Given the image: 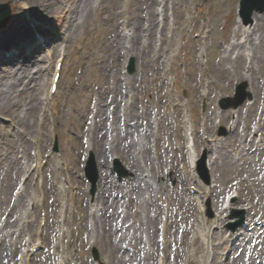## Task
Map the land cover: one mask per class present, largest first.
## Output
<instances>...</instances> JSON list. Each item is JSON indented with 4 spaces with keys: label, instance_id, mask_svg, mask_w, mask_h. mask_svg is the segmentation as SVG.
<instances>
[{
    "label": "bare ground",
    "instance_id": "bare-ground-1",
    "mask_svg": "<svg viewBox=\"0 0 264 264\" xmlns=\"http://www.w3.org/2000/svg\"><path fill=\"white\" fill-rule=\"evenodd\" d=\"M28 1L31 5H24V8H26L27 12H34L32 13L31 18H35V20L39 22L34 26L36 29H40L39 26H43L45 24V19H48L49 21L52 19L54 21L59 13L63 12V10L65 13H68V16L66 15V17L69 27L66 30V36H68L67 38L70 40L75 39L74 35L80 26L86 27V25H88L89 31L92 32V30L98 26L97 20L101 18L103 21V24H101V37H105L102 40H105L106 49L108 48L111 50L116 47L119 52L117 40H120L121 43V41H123L122 39H125L123 35H121V32L119 34L118 27L115 29L117 24L122 23V30L123 32L126 31V34L124 33L126 37L130 36L128 33L133 31L134 38L137 33V40L135 42L131 40L133 46L130 49H127V52L128 54L134 56L136 54L143 56L142 51H144L147 59H149L150 65L147 61L150 69L148 74L150 75V78H152V82H158L156 94H154L153 99L155 100L154 103L156 104L155 107L157 111H160V114L163 115L161 117V129L163 130L162 132L167 135V139L164 140L165 142L161 140V149L156 154L158 163L153 164L151 160H148L143 166L135 159V156L130 153L129 149L131 148V145L128 144L129 131L126 127H120L119 130H117V127L112 129L109 125L111 121L118 125L117 118H113L112 116L110 117L108 112L103 108H99L97 112H95V109L93 108L90 110V106L88 104L74 106L77 109L70 108L72 112L77 111L76 115L70 116L69 119L71 124L77 126L79 130H77L78 132L76 135L73 133L70 134L69 138H71L73 142H71L72 145L68 147V152L65 151L68 155H70L69 157L72 160V163L67 162L68 165L67 163H63L62 165L63 167L67 165L68 177H65V175L59 171L60 164L57 160L47 156L39 157L40 153H46L44 148H40V152L38 151L37 156L39 157L40 163L43 161L46 163L42 174V178L45 182L44 192L46 190L48 196L47 210H43V213L45 214L44 217L46 218V224L42 233L38 235V241L41 242V246H43L44 250L32 257L27 254L25 256L26 259L28 260L29 258L30 264H58L60 259L59 257L61 255L63 260L60 264H91V261L87 256V252L92 247L97 246L103 257L107 260V264H155L156 259L159 256H161L167 264H200L198 259H206L207 255L203 254V252L201 253L203 249L195 248V243H193L194 241H189L188 239V237L197 238L195 235L190 236V234L192 235L193 233L192 230L195 229V224L192 222V219L196 218L197 215H195L196 210L194 207V199L187 194V188L185 187H187V185H191V187L198 186L200 187L198 189L203 194H207L208 191L206 188L199 186L198 181L188 171V164L186 161V152L188 149L185 147V142L183 143V137L186 125L185 118L190 117L188 114H192L197 110L200 101L204 99L210 101L212 99V85H209L206 93H202L201 90L205 86V81L204 78H202L199 86V80L203 75V71L200 67L193 66L192 69L187 72V79L184 81L185 86H189L193 97L195 98V101L194 99L188 100V102L191 101V105L189 104V106L182 104L183 99H181L178 93V83H180V80L183 77L182 74L177 76V83L174 85V88L177 91L176 94H173L170 91L167 92L165 86L163 87L159 83L161 80V74H159V72L164 64L163 61L168 62V57L170 56L167 48L168 20L165 16H163V18H166V22L163 23L165 25L164 28L162 27L163 30L161 31L163 38L161 40L160 50L157 51L159 60H154L156 53V34L159 33L160 24L162 25V20L157 23L159 18L155 21V15L158 16V13L160 12L157 9L158 5L161 6L164 4V12L165 9L166 11L170 8L175 9L178 20L180 16L184 15V21L186 15L192 12H188V0H161L160 2L158 0H72L68 7L61 0ZM121 1L124 2V7L120 5ZM153 4L157 5L156 9H153ZM127 5L129 6V9ZM184 7L187 9L186 12L183 10ZM117 13L129 14L130 16L127 20L126 18L121 19L118 16H115ZM263 19L264 15L261 19L255 18V24L250 27L245 26L246 28H242L239 24L233 25V27H236L237 33L239 34L237 36L234 35L233 38H244L243 42H236L233 44L234 50L236 49L238 51V47L246 45L252 36L260 32L259 29H261L264 25ZM31 21L32 20H30V22ZM110 21H112L111 24ZM180 21L178 22V27L181 25V22H183ZM174 25H176L175 21ZM252 27L253 32L249 33L248 30H251ZM206 29H210L209 35H212L214 28H211V21H208V24L205 23L198 26L195 38L198 40H207L206 36H204V31ZM184 34L186 36L187 32ZM30 35V27L24 25L23 27H18V29L11 32L7 41L12 43L17 40L23 41L29 38ZM263 38L264 36H261L259 39V48L257 50L255 60L257 62V66L261 67L263 70L262 72L264 73ZM38 40L41 41L42 39ZM107 41L109 42L107 43ZM63 43H65V39H63ZM61 45H63L62 42L60 45H52L51 51H48L47 55H38L35 60H37L38 64H40V56H42V58L44 56L50 58L49 54L53 55L54 51H59V47ZM246 47H243V50ZM16 50L21 51L22 49H13L14 52ZM242 53L245 52L243 51ZM244 55L245 56H238L234 61L237 66L234 72L241 77L243 76L241 73L242 70H246L247 68L249 71L252 70V65L255 63L254 61V63L251 62V67L245 65V61L250 60L251 54L245 53ZM18 57L20 56H17V58ZM190 58L195 60V52L190 53ZM16 60L18 59H15V61ZM196 61L199 62V59H196ZM223 61L224 59L221 58V61L218 62L217 71H219L218 73H220L221 77L231 81L233 73L230 70H232V68H225L223 66ZM227 62L232 61L227 59ZM186 67L190 68L191 65H187ZM52 71L51 63V65L47 68L40 67V69H38L35 73L28 62L22 65H17L16 70L13 69L10 73L5 74V72H3V76L1 75L2 73H0V115L7 117L10 120L11 126L15 127V125H17V128H26L30 126L35 127L38 124L35 119L41 121V126L43 122L41 117L44 118V116L41 113L42 108L40 109V112L37 110L39 98L37 95L42 89L41 83L44 82L43 79L45 77L49 78ZM105 72V75L108 77L109 70L106 69ZM167 72H169L168 69ZM53 78H49V92H51ZM244 78L245 77H243V79ZM262 79L264 80V76H262ZM245 80L249 81L250 78L246 77ZM251 84H255L257 91L259 92L264 89L260 80H255L254 82L251 81ZM259 98L260 97L255 92L253 95L252 106L247 108V105H243L236 112L231 110L221 112L220 114L211 112L210 117L208 118V131L212 132L214 130L215 119H219L222 124L230 125L231 134L233 133L232 136L234 135L235 137L230 139L228 146L231 148L236 147L239 140L238 142L235 140H237L241 135L255 134L256 130L254 128H250V124L258 123V118H261L260 114L256 111V109L259 108L256 99ZM47 99L49 100V96H47ZM24 107L26 110L22 111V108ZM143 109V112L141 110L136 111V113L132 116V121L137 124V129L145 131L144 121L148 117V111H146L144 107ZM253 111H255L256 117L254 115L251 116ZM235 114L238 115L237 121H234ZM95 115H97V118H95ZM246 115L247 118L245 120V125L247 129H243L240 125L244 121V117ZM93 116L95 120L94 124L91 125L90 118ZM191 118L193 121V131L198 136V134H201L199 118H196V116H192ZM0 129V138L6 137L3 140L8 142L3 144L0 142V176H4L1 179V195L4 199L2 201L5 213L8 216L13 214L12 216L14 217L13 209H8L5 205H7L8 201H12L10 197L11 193H15V183L18 182L21 175L24 174L22 158L24 155L29 156V151L26 145H23L21 148L14 146V138H16L15 136L21 132L18 134L15 133V136H10V133H7L6 135L3 134L4 130L2 127ZM41 130L45 133V129L43 127ZM232 136H230V138ZM3 145L7 146V151H5V153H3V151L6 147L4 148ZM223 150L224 149H221L220 153L217 152V154L220 155ZM86 151L92 152L91 154L94 155L101 169V177L98 184L96 199V202L100 206V216H96V221L94 222L93 227L87 224L85 214V210L87 211L86 198L88 196L89 189L88 182L79 176V169L81 168L82 163V161H80V157ZM170 152L171 155L169 156ZM115 155L120 157L130 174L133 173L134 188L131 189L134 190L135 194L140 192L141 186H143L144 180L140 179V174L143 175L142 179L145 174H148L147 176L150 179L156 181L157 188H149L152 205L149 208L150 212L147 217L148 220L146 230L144 229V226L142 227L144 229L143 232H147V242L150 246L148 251L149 253H147V251H143L142 245L144 240L136 235L137 231H135V234L132 236V227H127L128 222L125 219H121L122 212L120 208L123 203L122 200L130 197V191H125V189H123V185H115V181H113L112 177L107 173V171H105L110 168L111 157ZM27 158H30V156ZM252 158V163H256L258 165L262 164V167H264V162L260 153L254 152ZM55 161L56 164L53 163ZM211 166L214 169L213 172L215 174L216 182H222L229 184L230 186H224L225 189H219V191L217 190L212 193L214 205L217 209H220L219 204L225 193L230 188H233V184H230V182L227 181V171L233 166H236V164H233L231 159L226 163L216 160L211 164ZM144 172L146 173L144 174ZM167 174L172 176L171 179H177L176 187H172V191L175 192V197L172 198L173 203L171 202V199L165 197V195L169 192L167 184L165 185L163 183ZM244 174H246L250 179L244 181L242 184L245 188L246 195H244L245 198L239 200V203L247 202V204L250 205V208L247 210V214L250 218H252L250 226L255 227L256 233L254 234L258 235L259 233L257 229L259 222L257 218H264V206L262 205L264 201L260 199L257 200L252 191L253 178H258L256 177V174H254V171L251 169L245 170L242 173L243 178L246 177ZM27 180L29 185L27 189L29 190L33 186V176H27L25 181ZM72 180H76L80 183L82 181V185L84 184L85 186L83 187V193L81 196H78L76 193L73 194V206L68 207L65 213V224H69L73 228L69 230H62V227H59V214L61 212V205L59 203L61 202V196L58 192L57 182H67V185L69 186ZM255 182L258 183L259 180L256 179ZM125 184L129 186L130 181H125ZM156 190H158V194L156 193ZM259 201L262 203L259 204ZM163 203H168V207L166 209L164 208ZM58 204L59 210L57 208ZM130 206L131 209L134 207L132 201L130 202ZM163 214L167 215V219L161 237L159 236L157 220ZM189 221L191 222L190 224ZM36 229L35 222L30 221L25 227H23V233L32 238L33 235L37 236L35 233ZM119 233L122 234L120 237ZM206 236L208 237V235ZM159 238H162L163 241L161 242ZM263 238L264 237L261 235V239ZM32 241L35 242V239H32ZM226 241L229 240L226 239ZM238 242H240V239H238L237 243ZM259 242H261V240ZM262 244V250L255 252L254 254H250L249 257H247L248 251L245 248L241 249L239 256H236L235 253H231V258L228 263L263 264L264 242ZM37 245L38 244L33 245V247H36ZM218 245H216V247H218ZM224 245H226L225 242L220 243L221 248L224 247ZM236 245L237 244H233V247ZM128 246H131L133 250L130 254H126ZM23 247H25V245H23L22 240L15 244L8 241L0 243V264H13L14 261L15 264H23L24 262L29 264L23 257H20V259L18 257V252L22 250ZM217 259L218 258H216L215 262L213 261L212 264H219ZM101 264L105 263L101 261Z\"/></svg>",
    "mask_w": 264,
    "mask_h": 264
},
{
    "label": "rangeland",
    "instance_id": "rangeland-1",
    "mask_svg": "<svg viewBox=\"0 0 264 264\" xmlns=\"http://www.w3.org/2000/svg\"><path fill=\"white\" fill-rule=\"evenodd\" d=\"M64 2V4L68 7L72 0H61ZM239 1L240 0H188V12H191L190 14L186 15L184 21L183 16L179 17V20L177 18V12L175 9L170 8L168 12V21L171 24L169 26V30L167 32V36H169L168 41V53L170 56L168 57V62L163 61L162 69H160L159 74H161V80L160 84L164 87V78L167 76L165 73L166 67H172L174 70V75L177 79L178 75L182 74V70L184 69V66L186 67L189 63L194 64V60L190 58V53L192 51L195 52V65H199L196 61L197 58H199V54H201V45L200 42H198L197 39L195 41L193 40V36L196 35V30L198 26L201 24H208V21H213L214 25V32L212 35H210L208 42L209 45V52H210V73H208V79L212 82V99L211 101V111L207 115L208 118L210 117V113L214 112L215 114H218L222 111H235L234 108H231V105L229 108L222 106V101H227L229 99H233L236 94V86L239 84H242L244 82H247L249 84L248 87L246 86V91L248 93H252V96L254 95V92H257V95L260 97L259 108H255L256 111L260 114L261 118H258L259 122L250 124V128H254L257 130V132H260V134L256 135V138L258 139V136L264 137V89L262 91H257V88L254 84H251L250 81L244 80L249 72H251L249 75L253 82L255 80H260V83L264 87V80L262 79V76H264V73L262 72V68L257 66V62L252 57H255V44H254V38L256 42V38L260 39L261 36H264V25L262 26L260 32L258 34L256 33L254 36L250 38L248 43L246 45L238 47V51L233 47V44L236 42H240L243 39L233 38V36L239 35L237 33L236 27H233L234 24H239L242 26V28H245L244 25L241 22V19L239 17L238 8H239ZM0 3H9L10 7L12 8V17L7 25L6 29L0 30V50L6 51L8 48L16 47V48H22V52H20V58H18L17 62H13V66H7L2 60H0V67L3 69H6L7 72H11L17 65H22L29 62L30 67L33 69V71L36 73V71L39 69L36 68L38 66L37 61L35 58L38 57L39 54L45 55L46 50L51 51L52 45H60L61 40H63V36L68 29L67 24V17L68 13H65L64 10L62 13H59L57 18L53 21H49L48 19H45V24L43 26H39L40 29L34 30L32 32L29 38L23 40V41H15L10 42L7 46L5 45V38L12 32V30H16V26H22L28 23L29 14L32 16L33 11L27 12L26 8H24V5L30 6L28 0H0ZM124 7V2L121 1V4ZM97 6V5H96ZM128 9L129 6L127 5ZM172 7V2H171ZM157 5L153 4V9H156ZM127 10V8H126ZM125 10V11H126ZM184 12L187 11V9L183 8ZM61 11V10H60ZM124 11V13H125ZM120 14L117 13L115 16H118L121 19L126 20L129 18V14ZM263 16H257L258 19H261ZM163 18V16H162ZM160 18V20L162 19ZM35 20V18H33ZM70 19V18H69ZM102 19V18H101ZM99 19L98 26L92 30V32L89 31L88 25L86 27H79L78 31L75 33L73 40L65 39V43L62 42L63 45L59 47V51L61 49L62 56L65 55L66 57V65L64 67V73H63V79L61 83L60 91L57 95L53 96L51 100H49L47 106L45 107V116L43 119V122L40 126L41 121L36 120L38 123L37 126H30L26 128H16L13 129L10 128L11 124L7 117L0 118L2 122H0V128H3V134L6 135L7 133H10V136H15V133H19L16 138H14V146L17 148H21L23 145H26L30 158H27L29 156H23L22 162L24 171L27 173L29 172L32 174L36 173V163L33 162L32 153H38L40 148H44L46 150L45 154H41V157L49 156V158H53L54 160H57V162L60 164V172H64L62 169L63 163H72L70 155L67 154L68 147L72 145L71 142L72 139L69 138L70 134H77L78 127L71 124L69 117L76 115L77 111L72 112L70 108H75L76 105H84L88 104L91 108H98V104H102V108H104L105 111H108V114L111 115V109H114L115 112L118 113L117 118L119 119L118 127L125 126L126 129L129 131L128 133V144L131 145L130 153L135 156V159L139 161L140 164L143 166L148 160H151L153 164L158 163L154 159V151H155V142L157 141V137L160 138V140L164 141L167 139V135L163 132L160 134H156L157 130L153 128L156 127V104L154 103L155 100L153 99L154 94H156V89L158 82L153 81L152 78H150V75L148 72H150L149 69V59H147L145 52L142 51L143 56L140 54L131 55L128 54L127 48H131L133 40L132 38H128L124 35L123 32V26L122 23L117 24L115 29L118 27L119 34L121 32V35L125 39H122L123 41L117 40L118 46H119V52L116 47L110 49H106L105 46V37H101V24H103V21ZM183 22H181V21ZM264 20V19H263ZM155 21H157V16L155 15ZM174 21L176 25H174ZM181 22V25L178 27V22ZM35 23H38L37 21ZM112 21H110V24ZM158 23V21H157ZM20 24V25H19ZM41 24V23H40ZM43 24V23H42ZM33 25V23H32ZM30 24V26H32ZM35 25V24H34ZM165 25V24H164ZM164 25L163 28H164ZM161 26V25H160ZM159 29V33L156 34V42H155V56L154 60L158 61V52L160 50L161 46V40L163 38V34H161V31L163 28ZM250 26V25H248ZM166 28V27H165ZM209 29H206L207 31ZM185 32H187V35L185 36ZM235 32V34H234ZM250 33L253 32V30H249ZM85 34V35H84ZM36 35L43 36L44 42L37 44L35 47L34 45L30 44L32 42H35ZM257 35V36H256ZM117 36V35H114ZM188 36V37H187ZM136 37V38H135ZM134 42L138 38V34L136 33ZM62 38V39H61ZM59 39V41H58ZM146 40V37H145ZM37 41V40H36ZM264 41V38H263ZM47 42V43H45ZM53 42H57L54 43ZM109 41H107L108 43ZM200 45V47H199ZM247 46V47H246ZM125 47V48H124ZM243 47H246L243 50ZM166 48V49H167ZM250 53L252 55V59L250 62H253L254 65L252 70L249 71L247 68L246 70H242L243 76H238L234 72V70L237 68L234 61L238 56H245V53ZM54 55L48 59L46 56H44V60H42L41 65L42 67H45L48 64V61L53 59V65H55V61L58 58V51H54ZM115 55V56H114ZM41 57V56H40ZM135 59V72L133 74L128 73V67L131 59ZM221 58L224 59L223 66L225 68H232L230 70L233 73V76L230 80H227L223 77H221L218 69V62L221 61ZM12 59H17V56H14ZM227 59H230L232 62H227ZM28 60V61H27ZM148 61V64H147ZM170 63V64H169ZM245 65L251 67V64L248 63V61H245ZM109 70V76L105 75V71ZM188 71L192 69V67L188 68L186 67ZM251 69V68H250ZM162 70V72H161ZM52 77V76H51ZM205 77L204 74L200 77L199 80V86L202 81V78ZM243 77H245L243 79ZM191 78V77H190ZM45 82H42V89L38 93V107L37 110L40 112L41 109V100L45 98V95L48 94L49 89V80L47 78L44 79ZM191 82V80H190ZM45 86V87H44ZM178 87L180 90V97L183 99L184 102L187 101V97L190 95L193 96L192 91L190 90L189 86H185L184 80L181 78L180 83H178ZM131 94H135L137 100H127L128 96H131ZM145 94V95H143ZM262 98V99H261ZM209 102L207 101H201L197 107V110L194 111L192 114H188L190 118L192 116H196V118H199V124H200V132L203 133L202 128V122H203V114L207 110V106L209 105ZM249 104V101H246V105ZM105 105V106H104ZM191 105V104H190ZM189 105V106H190ZM227 106V103H225ZM242 105V106H243ZM240 106V107H242ZM114 107V108H113ZM143 107L146 111H148V118L145 119V121L148 122L147 131L148 133H145L144 131L137 129V127H134L135 123L132 122L131 115H134L136 111L141 110L143 112ZM238 107V108H240ZM95 109V111H96ZM26 108H22V111H25ZM89 110V111H90ZM255 116V111L251 114V116ZM22 116V115H21ZM163 116V115H162ZM120 117L123 118V120H120ZM130 117V118H129ZM128 120L129 122L124 125V121ZM192 120V118H191ZM246 120V116L245 119ZM93 118L90 119V122L92 123ZM153 124V126H152ZM193 124V121H192ZM110 125V124H109ZM112 126V124H111ZM152 126V130H151ZM45 129V133L42 132L41 128ZM191 127V123H190ZM151 130V131H150ZM230 126L227 124H221L219 120L215 119V128L212 132L208 131V126L206 127V133L207 134H198V137L196 134L191 137L194 139V137L197 139V142L199 143V146H196V148L193 149L194 153L196 154V160H195V169L194 173L197 179L199 180L200 185L205 186L207 190L211 189V186H214L213 184L215 179L213 177L214 170L211 169L212 161H216V151L215 144L219 143L221 139H225L229 133ZM1 132V129H0ZM192 134L191 130L189 133L187 132L186 135ZM260 136V137H261ZM261 137V138H262ZM3 138H0L1 144L8 143L7 141H4ZM263 139V138H262ZM191 141L192 145L194 146V141L190 138L186 139L185 143L188 146V142ZM165 142V141H164ZM184 143V140H183ZM254 147V143L249 144V148ZM1 146V145H0ZM4 149L3 153L7 151V146L3 145ZM262 146V145H261ZM226 155H230L232 153V157L237 159L239 156L236 153L235 147H227L226 149ZM67 151V152H65ZM40 152V151H39ZM230 152V153H229ZM92 152L84 153L80 157L81 168L79 169V176L85 181H88L86 179V172L85 165L87 164L91 157L94 158L95 167H96V174L94 173V176L98 174V181L101 175L100 168H98V162L91 154ZM206 154V166L207 171L210 177L209 182L204 179H202L201 175L199 174V167L198 163L202 159L203 155ZM263 154V153H262ZM171 155V152H170ZM187 157L188 154L186 153ZM223 155H225L223 151ZM224 160H229L228 157H226ZM252 157V156H251ZM250 157V158H251ZM110 168L106 169L108 174L112 176L114 180H116L117 175V168L123 170L126 174L125 176L131 174L129 173V170L125 167V165L122 163V161L117 156H112ZM252 160H250L249 163H251ZM193 162V161H192ZM56 164V161L53 162ZM244 165L247 164V162H242ZM68 164V163H67ZM242 164H239V166H233L227 171L226 178L227 181L230 182V184H233V188H230L222 198L220 202V209H217L214 205L213 198H209L207 196L206 198H202V207L204 208L202 211V216L206 222L209 224H213L214 228L212 230H208L207 227H200L193 229L192 235H195V232H198L199 234H211V232H214L217 228L222 230V233L224 231L229 233L230 230L227 229V226L229 223H231L230 216L233 212H239L244 213L245 220L248 219L247 217V209L250 208V205L245 203H239L238 195L240 194L241 199L245 198V188L242 186L244 181L249 180L250 178L244 174V177L242 176V173L245 171V168L247 170L254 171V174H256V177L253 178L252 183V191L254 195L256 196L257 200L264 201V167L262 165L258 164H251L249 167L241 166ZM153 166V165H152ZM256 166V167H254ZM243 170V172H241ZM85 172V173H84ZM146 172H144L145 174ZM148 174H145L144 178L141 180L143 181V186H141V191L137 194H133L134 197V204L133 208L129 209V207L125 206L123 208V218H126L127 221H129V224L132 226L135 225V221L140 222V218L147 226V214L150 212V207L152 203L151 199V193L149 188H157L156 181L153 179H150ZM21 175V177H23ZM4 176H0V192H1V186L2 182L1 179ZM65 177L67 175L65 174ZM132 175V179H133ZM78 178V179H81ZM172 176L167 174L166 178H164L163 183L169 188V192L165 195L166 198L171 199L175 197V192L172 191V187H176L177 185V179H171ZM256 179L259 180V182H255ZM20 180V179H19ZM38 180L37 174L35 175V179L33 182L32 188L29 190L28 184L22 185V183L19 185V182L17 183V188L15 190V193L17 191V196L15 197V193H11V199L12 201H8L7 205H5L8 209H13L14 217L12 215L7 216L4 212V204L3 198L0 196V236L3 240H6L10 243H18L20 240L28 241L29 237L28 235H25L23 233V227H25L30 221H34L35 225L37 227L38 224H40V215L41 211L39 208H37L39 204L40 197L43 198L44 195L38 193ZM40 186H42L44 183L43 181H39ZM89 183V182H88ZM75 184L79 187V193L77 195L81 196L83 193V187L81 183L72 180L71 185ZM90 184V187L88 189V196L86 198L87 202L88 199H92V190L93 187ZM88 184V186H89ZM16 185V184H15ZM57 185L63 188V192L60 193L61 196V203L63 205V213L64 210H67V206L70 203V200L72 199L71 192V185L68 187L67 182L61 183L57 182ZM122 185H125V183H122ZM133 185V184H132ZM218 185L217 190L219 189H225L224 186H229V184L225 183H216ZM188 186V185H187ZM16 187V186H15ZM131 186H129L130 188ZM230 187V186H229ZM127 188V185H126ZM131 189V188H130ZM213 189V188H212ZM133 190V189H131ZM129 190V191H131ZM190 191V190H189ZM196 191V190H195ZM18 192L20 195L18 196ZM191 192V191H190ZM210 192V190H209ZM156 193L158 194V190H156ZM165 193V192H164ZM23 194V195H22ZM193 194V193H192ZM195 196V195H194ZM237 196V197H236ZM204 197V196H202ZM137 199V200H136ZM247 200V197H246ZM43 201V200H42ZM122 202H125V199L122 200ZM260 202V201H259ZM200 203V201H198ZM260 202L259 204H261ZM60 204V203H59ZM59 204L57 206L59 210ZM247 204V205H246ZM264 206V202L262 204ZM44 206V205H43ZM42 206V207H43ZM164 208L166 209L168 207V203H163ZM41 207V208H42ZM87 207V204H86ZM138 210V211H137ZM137 211V212H136ZM195 214V212H194ZM139 216V217H138ZM40 218V219H39ZM133 218V219H132ZM160 219V218H159ZM264 219V218H263ZM29 221V222H28ZM45 221V220H43ZM138 222V224H139ZM192 222L195 224L194 218L192 219ZM247 222V221H246ZM191 222L189 221V224ZM87 224L90 225V222L87 220ZM157 226L160 227V224ZM62 228L64 230H69L73 228L71 225H66L65 223H62ZM139 226L135 227V229L132 232V236L134 235L135 231H138ZM71 232V231H70ZM231 232V231H230ZM139 237L144 239L146 236L143 233V229L139 231ZM218 233V231H217ZM24 234V235H23ZM121 235L119 234V237ZM180 236V235H179ZM220 236V234H219ZM256 238L258 235H255ZM254 235L251 236V238H255ZM34 237V235H33ZM211 235L209 236V241L207 244H204L200 241H194V243L197 245L198 248L203 249L201 253L207 255L206 259H200V262L203 260H206L205 262L207 264H210V262L213 259V255L215 254V244L217 242L213 243L212 238L210 239ZM189 241L192 240L189 238ZM212 240V241H211ZM24 242V243H25ZM146 243V240L144 241ZM145 244L142 245V249L144 248ZM220 250V249H218ZM252 251H254V245H252ZM205 251V253H204ZM214 252V253H213ZM20 253H18L19 255ZM87 256L89 257V260L91 261H104L105 258L103 257L102 253L98 249V247H92L87 252ZM200 256V255H199ZM222 260V259H221ZM219 260V262L221 261ZM156 264V263H155Z\"/></svg>",
    "mask_w": 264,
    "mask_h": 264
},
{
    "label": "water",
    "instance_id": "water-1",
    "mask_svg": "<svg viewBox=\"0 0 264 264\" xmlns=\"http://www.w3.org/2000/svg\"><path fill=\"white\" fill-rule=\"evenodd\" d=\"M243 6H247V12L250 14L254 9L263 10L264 0H243ZM11 16L10 8L7 5L0 4V28H4Z\"/></svg>",
    "mask_w": 264,
    "mask_h": 264
}]
</instances>
